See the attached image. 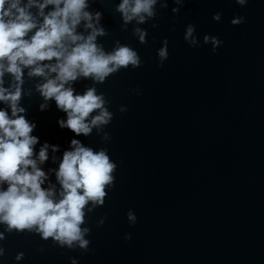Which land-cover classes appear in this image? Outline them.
I'll return each mask as SVG.
<instances>
[{"label":"water","instance_id":"1","mask_svg":"<svg viewBox=\"0 0 264 264\" xmlns=\"http://www.w3.org/2000/svg\"><path fill=\"white\" fill-rule=\"evenodd\" d=\"M116 3L91 0L107 33L97 41L106 51L116 40L129 45L141 64L95 85L113 113L104 126L110 139L102 141L95 129L78 137L94 150L106 148L117 164L104 204L86 212L90 251L14 230L0 241V264H70L69 257L78 264H264V0L244 6L185 0L175 15L168 0V8L141 25L145 43L132 35L131 24L120 27ZM217 11L221 18L214 21ZM234 15L244 22L229 23ZM188 23L198 39L207 33L223 43L214 53L202 42L189 47L183 39ZM165 37L168 57L158 67L156 49ZM38 80L26 77L25 89ZM91 84L81 78L74 87ZM40 100L34 91L21 100L27 118L36 121L34 134L63 150L73 133L57 126L63 113L54 102L39 111ZM130 208L137 217L131 226ZM16 252L24 253L19 262Z\"/></svg>","mask_w":264,"mask_h":264},{"label":"clouds","instance_id":"2","mask_svg":"<svg viewBox=\"0 0 264 264\" xmlns=\"http://www.w3.org/2000/svg\"><path fill=\"white\" fill-rule=\"evenodd\" d=\"M90 2L0 0V241L5 233L27 231L44 240L51 238L60 247L90 251L86 212L104 204L117 164L106 148L94 150L78 137H87L95 129L102 141L110 139L104 126L113 113L95 85L121 68L141 64L137 51L119 40L107 51L98 43L97 38L107 33L101 11L90 8ZM184 2L172 0L173 15ZM247 2L235 0L239 6ZM158 8H168V0H118L114 6L120 14V27L127 29L131 24L139 43H145L147 36L141 25L152 21ZM220 18L219 11L213 13L214 21ZM244 19L234 15L229 23L237 25ZM183 39L189 47L210 44L213 53L223 43L207 33L198 39L192 23L185 25ZM156 57L158 67L167 59L166 37L156 49ZM26 77L39 78L31 90L41 98L39 111L48 110L54 102L56 110L63 113L56 124L73 133L63 150L34 134L36 121L27 118L21 103L22 97L31 95L24 87ZM81 78L92 84L77 91L74 82ZM133 91L139 94L140 90ZM118 110L125 112L126 106L120 105ZM125 215L129 226L136 222L131 208ZM96 223L102 225L104 218ZM130 238L125 232L123 239ZM23 256L16 252L13 260L19 262ZM69 261L78 264V257H69Z\"/></svg>","mask_w":264,"mask_h":264}]
</instances>
